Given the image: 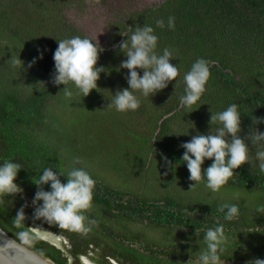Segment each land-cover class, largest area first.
Masks as SVG:
<instances>
[{
	"label": "trees",
	"instance_id": "trees-1",
	"mask_svg": "<svg viewBox=\"0 0 264 264\" xmlns=\"http://www.w3.org/2000/svg\"><path fill=\"white\" fill-rule=\"evenodd\" d=\"M85 1L0 0V158L24 164L17 178L23 193L0 198V227L55 264H70V258L78 262L89 252L95 260L101 242L93 235L98 233L94 227L84 233L37 219L32 204L37 191L33 181L44 168L62 172L64 181L71 167H85L96 181L92 206L83 211L86 219L115 237L126 232L118 234L105 225L110 215L158 227L171 240L167 245L173 256L183 251L178 260H165L168 254L157 247L142 243L140 251L118 244L107 256L120 264H199V252L206 247L203 235L218 223L228 237L221 264L264 257V211H258L264 206V172L258 167L256 147L250 146L249 163L216 192L207 187L206 178L190 188L195 181L188 179L180 147L198 132L214 134L219 125H210L211 112L232 103L239 105L240 135L246 141L251 144L255 128L264 131V123L253 122L264 117V0H164L157 7L129 11L112 22L115 32L97 65L106 71L99 88L85 97L69 82V97L64 85L51 82L52 55L56 40L84 37L63 10L83 9ZM169 17H174V27L168 26ZM160 19L163 27L156 23ZM145 24L159 37L157 53L172 51L171 62L179 72L154 96L135 90L140 106L120 112L111 103L115 91L128 86V70L119 66L126 49L119 44L127 37L130 44L131 34ZM38 49L43 58L29 67ZM201 58L208 62L210 76L201 99L188 108L180 99L185 95L184 76ZM210 163L206 160L203 167ZM225 203L238 204L239 215L226 220L220 211ZM25 204L26 219L17 224L16 214ZM32 223L68 238V253L34 234Z\"/></svg>",
	"mask_w": 264,
	"mask_h": 264
},
{
	"label": "clouds",
	"instance_id": "clouds-1",
	"mask_svg": "<svg viewBox=\"0 0 264 264\" xmlns=\"http://www.w3.org/2000/svg\"><path fill=\"white\" fill-rule=\"evenodd\" d=\"M157 25L164 26L163 19L157 20ZM168 26L174 27V17H169ZM159 37L151 25L138 27L129 38L119 44L120 49H126V59L120 63V69H127V87L118 88L114 93V104L117 111L125 112L136 110L140 106V99L135 94L139 90L143 96H154L168 87L175 80L179 69L171 62L172 51L165 48L157 53ZM57 41L53 52L54 72L52 83L59 87L64 85L65 94L72 96L73 92L66 86L73 82L86 97L93 89H98V80L101 73L106 72L104 66H97L100 54L104 48L89 38L73 36ZM43 51L38 49V55L29 62V67L37 59L43 58ZM143 73L141 74V71ZM210 76L208 62L203 58L196 60L185 74V95L181 101L185 107L191 108L200 99L206 90ZM211 122H218L215 133L208 131L193 135L190 140L180 145L184 149L181 159L189 171L188 179L195 181L194 187L201 179L206 178V185L213 192L218 191L228 179L234 176L242 165L250 161V146L256 147V160L261 172H264V131L258 127L250 133L251 144L240 133L242 132V115L237 103L230 104L222 111L212 113ZM255 124L264 123V117H255ZM80 162L79 158L75 159ZM211 161L203 167L205 161ZM171 164L172 162L169 161ZM24 164L16 159L0 158V198L9 194L23 193L24 189L17 183V178ZM64 174L46 167L33 181L37 185L32 204L34 217L57 222L61 227L87 233L90 226L86 224L84 210L92 206L95 179L85 167H71L66 180ZM44 185L50 190H45ZM2 202V200H0ZM20 207L16 214V222L20 224L26 219L25 208ZM227 209V211H225ZM226 220H232L239 215V205L225 203L220 205ZM258 211H264L260 206ZM228 237L223 224L208 228L203 235L206 247L199 252V264H221V256L225 251ZM247 264H264V257L256 256L247 261Z\"/></svg>",
	"mask_w": 264,
	"mask_h": 264
},
{
	"label": "rangeland",
	"instance_id": "rangeland-1",
	"mask_svg": "<svg viewBox=\"0 0 264 264\" xmlns=\"http://www.w3.org/2000/svg\"><path fill=\"white\" fill-rule=\"evenodd\" d=\"M163 1L164 0H86L83 9L77 7L67 8L63 10V15L71 25L76 27V29L82 33L84 37L94 41L97 47L101 45L105 49L106 45L109 44L112 39L111 35L115 32V27L112 22L119 21L122 19L123 15L127 14L129 11L157 7ZM101 128V126H97L96 131L100 132ZM111 180L113 181V179ZM123 219L125 221H117L110 215L108 219L104 220L105 225H111L116 233L122 234L123 232H126V236L122 235V237L109 235L110 233L105 234L103 233L104 231L101 230L102 227H100L99 224H93L92 221L90 222L86 219L89 226L94 227L95 230L98 231V233H92L93 235L96 234L94 236L98 237L99 240H97L99 243L101 242V245L97 247V254L95 253V262L102 264L108 253L114 248L113 246L118 244H125L126 246L130 245L131 248L139 249L140 251L142 250L143 244L152 246L153 248L157 247V250L168 254L165 257L163 256L165 260H178V258H181L180 255H183V251H177L176 253L178 256H176L175 253L173 256L172 250H169L170 248L167 245L171 240L166 238V231L164 229L158 227L154 228L150 225L142 224L133 220L131 221L126 218ZM29 229L33 233L38 232V235H41L42 233V235L47 238L43 240L60 248L65 255L68 253L71 244L68 238L64 235L55 234L38 223H32ZM173 233L176 235V232ZM182 234L186 235L185 232H182ZM51 235L56 237L60 236L61 239L56 242ZM123 236H125L129 242H126V239ZM171 257L174 258L172 259ZM68 263L78 264L77 260H74L73 258H70Z\"/></svg>",
	"mask_w": 264,
	"mask_h": 264
},
{
	"label": "water",
	"instance_id": "water-1",
	"mask_svg": "<svg viewBox=\"0 0 264 264\" xmlns=\"http://www.w3.org/2000/svg\"><path fill=\"white\" fill-rule=\"evenodd\" d=\"M41 238L36 232H34ZM42 239V238H41ZM0 264H55L0 227Z\"/></svg>",
	"mask_w": 264,
	"mask_h": 264
},
{
	"label": "flooded vegetation",
	"instance_id": "flooded-vegetation-1",
	"mask_svg": "<svg viewBox=\"0 0 264 264\" xmlns=\"http://www.w3.org/2000/svg\"><path fill=\"white\" fill-rule=\"evenodd\" d=\"M60 239H61L60 236H58V237L53 236V240L56 242H58ZM90 255H91V252H89V254H87V255H80L79 260H78V264H86L87 261H90L93 264H99V263L95 262L94 260H91L89 258ZM85 258L88 260H85ZM105 259L106 260H104L102 264H120L119 262H117V260H115L111 256H106ZM90 262H88V264H91Z\"/></svg>",
	"mask_w": 264,
	"mask_h": 264
},
{
	"label": "bare ground",
	"instance_id": "bare-ground-1",
	"mask_svg": "<svg viewBox=\"0 0 264 264\" xmlns=\"http://www.w3.org/2000/svg\"><path fill=\"white\" fill-rule=\"evenodd\" d=\"M37 233H38V232H37ZM39 236H40L42 239H47V238H45V237L42 235V233H41V235L39 234ZM51 236H52V235H51ZM52 237H53V236H52ZM57 237H58V236H57ZM85 260H88V259L85 258ZM88 262H90V261H87L86 264H88ZM90 263H91V262H90ZM91 264H93V263H91Z\"/></svg>",
	"mask_w": 264,
	"mask_h": 264
}]
</instances>
